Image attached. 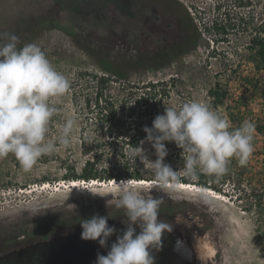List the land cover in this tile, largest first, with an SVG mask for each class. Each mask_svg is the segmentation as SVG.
Masks as SVG:
<instances>
[{"label": "rangeland", "instance_id": "obj_1", "mask_svg": "<svg viewBox=\"0 0 264 264\" xmlns=\"http://www.w3.org/2000/svg\"><path fill=\"white\" fill-rule=\"evenodd\" d=\"M192 5L205 22L217 12L252 16L256 25L264 20V0H0V247L106 220L174 215L199 229L210 250L204 264H264V210L248 196L264 188V132L253 148H239L225 191L213 192L218 195L134 179L65 177L100 150L104 167L116 171L123 160L133 162L111 154L112 141L84 103L93 91L92 73L103 71L101 60L122 73L111 72L105 89L121 100L118 113L135 107L130 121L169 132L168 140L155 135L141 143L135 165L145 176L191 171L195 179V169L208 167L220 141L216 115L205 118L208 136L196 144L173 129L195 116L213 80L227 84L234 100L247 96L249 118L263 114V97L244 79L259 88L264 82L245 47L255 28L237 24L228 42L215 44L204 32L196 48L183 52L177 45L185 30L182 7ZM168 50L166 56H175L170 63L155 59ZM149 79L162 81L165 92L148 101L151 113L142 117V84ZM226 111L218 107L219 115ZM103 139L107 143L97 146Z\"/></svg>", "mask_w": 264, "mask_h": 264}, {"label": "trees", "instance_id": "obj_2", "mask_svg": "<svg viewBox=\"0 0 264 264\" xmlns=\"http://www.w3.org/2000/svg\"><path fill=\"white\" fill-rule=\"evenodd\" d=\"M239 3L242 0H237ZM249 1V0H245ZM216 9L221 7V3L214 4ZM183 12L181 16V21L184 26V33L177 44L178 47L183 52H189L196 48L201 39V35L204 32L211 33L213 44L219 42H225L229 40L230 31L235 28L238 24H242L245 27L250 25L254 27V31L250 34L247 42L245 43L246 49L249 51V60L253 64L254 68L258 71H264V20L259 22L257 25L254 24L253 17L246 16L244 14L228 13V12H217L213 19L210 21L201 20L202 17L199 15L200 11L197 10L195 6L185 7L183 6ZM200 19V20H198ZM250 23V24H249ZM202 24V25H201ZM201 25V26H199ZM214 47L212 46L211 49ZM169 53L165 51L161 53L158 51L155 55L161 61L162 57L167 60V64L170 63L173 56H166ZM165 56V57H164ZM154 59V60H155ZM23 61H19L15 64V69L22 71ZM100 67L103 69L101 72H95L91 75V80L93 84V91L91 92V97L84 98V103L90 109V113L93 112V117L95 122L100 125L103 134L106 138H110L113 147L111 154L117 153L119 156L126 158L132 157L133 162H129V159L123 160L120 168L118 170H113V168L104 167L99 165L100 155L103 154V150H100L99 154L96 153L90 159H86L83 165L78 171L72 170L65 177L67 180L75 179H99V180H124V179H134V180H168L171 182H182L186 184H194L198 186L207 187L216 192H223V185L230 178L232 167L231 161L235 160V155L241 154L239 148L249 147L253 148L257 142V134L264 132V110L261 116L255 118H249L247 112V96H241L235 100L231 97L229 87L226 84L221 83L218 79L213 80L212 84L206 89L207 100L201 106L196 107V114L190 120L185 122H180L176 124L173 129L175 135H177L182 141H193L195 144L200 140H203L207 135L206 123L210 120H205L207 116L213 115L214 113L218 118L216 122L217 129L216 134L219 136V143L213 151L211 152V159L208 160L207 168L204 170L195 169L196 178L192 177L193 173L191 171H186L184 174H174L172 173L167 178H153L152 176H145L140 169L136 168L135 163L137 162V151L141 148L140 145L143 140L154 137L155 135L160 139H169V132L157 130L151 125H145L142 122L130 121L128 118L133 116L135 112V107L128 106L126 115L118 113V106L120 101L116 97H112L105 89L107 85L112 82L111 72L117 75V77L122 76L119 71L112 70V64L101 60L99 62ZM87 70L79 72L82 76ZM1 77V76H0ZM246 84L252 85V92L257 96H262L264 99V82L262 87H258V82L255 81L251 84L249 78H244ZM162 81L149 79L143 82V102L144 107L143 115L151 113V110L146 111L148 107V101L157 96H161L165 91L162 87ZM258 89L261 92H258ZM1 89V93H2ZM145 91V92H144ZM243 99V100H242ZM232 101L233 104H228ZM223 106L227 111L225 112L224 118L219 115L218 107ZM245 107V110H242ZM50 116L55 115L53 108L48 111ZM218 114V116H217ZM141 121V120H140ZM107 142L103 139L96 145L101 147V145ZM228 147V148H227ZM199 150V148H196ZM242 173L241 171L239 172ZM259 180V179H257ZM253 198V206H260L264 210V188L260 191L250 190L248 196ZM30 264H34L30 261Z\"/></svg>", "mask_w": 264, "mask_h": 264}, {"label": "water", "instance_id": "obj_3", "mask_svg": "<svg viewBox=\"0 0 264 264\" xmlns=\"http://www.w3.org/2000/svg\"><path fill=\"white\" fill-rule=\"evenodd\" d=\"M152 217L122 218L101 224L97 227L82 225L77 230L66 234L58 233L50 247L39 254L38 264H135L136 261H147L149 251L157 249L163 256H171L178 248L182 256L191 259L190 228L181 220L172 223L169 235L171 246L155 245L157 232L141 228L134 229L137 223H144ZM136 219V220H135ZM142 220V222H139ZM131 221H135L132 222ZM92 233L89 236L85 234ZM139 235V241L136 236ZM66 237L65 240L59 238ZM167 240V237H165ZM140 243L133 247L131 244ZM144 243V245H142ZM176 245V246H175ZM177 247V248H176ZM43 262V263H42Z\"/></svg>", "mask_w": 264, "mask_h": 264}, {"label": "flooded vegetation", "instance_id": "obj_4", "mask_svg": "<svg viewBox=\"0 0 264 264\" xmlns=\"http://www.w3.org/2000/svg\"><path fill=\"white\" fill-rule=\"evenodd\" d=\"M136 219H142V218H136ZM135 219V220H136ZM178 218H176L174 215L170 218L168 217H152L149 219H145L144 223H137L134 225L135 230H141V228H147L153 231L157 232L155 245L158 247H165V246H171L173 245V242L171 240V237L169 235V231L171 230L172 223L175 222ZM179 220V219H178ZM183 221L189 228H190V247H192L191 250V259L187 261L181 254L180 249L175 250L173 255L171 256H163L159 254L157 249H154L152 251H149L148 259L147 261H140V260H134L136 261L135 264H204V256L202 249L200 247L201 239L199 234V229L197 226H195V223L190 220H181ZM108 222L107 220L103 223ZM135 222V221H131ZM139 222H142L140 220ZM90 224L89 226L97 227L101 224ZM76 229L67 230L65 232H61V234H66L69 232H73ZM92 233L87 232L85 235L89 236ZM58 233H49V234H43L42 236H36L29 240H24L23 238H18L14 242L7 244V245H1L0 247V264H30V261L34 264H36L39 260V254L42 250L45 248L50 247L53 243H55V239L58 240L57 237ZM138 234L136 236V240L139 239ZM165 237H167V240H165ZM60 240H65L66 237L59 238ZM140 243H134L131 244L133 247L139 246ZM144 245V243L142 244ZM176 246V245H175ZM43 263V262H42Z\"/></svg>", "mask_w": 264, "mask_h": 264}, {"label": "bare ground", "instance_id": "obj_5", "mask_svg": "<svg viewBox=\"0 0 264 264\" xmlns=\"http://www.w3.org/2000/svg\"><path fill=\"white\" fill-rule=\"evenodd\" d=\"M93 180V179H92ZM94 181V180H93ZM138 183H145V184H152V185H161V186H180V187H184V188H190V189H193V190H198V191H201V192H205V193H208V194H212V195H218L216 192L213 193L214 191L207 188V187H203V186H198V185H194V184H186V183H182V182H171V181H168V180H164V181H155V180H136ZM96 183V182H95ZM113 183V182H112ZM74 185V184H73ZM201 244H200V247L202 249V252H203V256H204V253H205V250L208 249V251L210 252L208 246H206L202 240L200 241Z\"/></svg>", "mask_w": 264, "mask_h": 264}, {"label": "clouds", "instance_id": "obj_6", "mask_svg": "<svg viewBox=\"0 0 264 264\" xmlns=\"http://www.w3.org/2000/svg\"><path fill=\"white\" fill-rule=\"evenodd\" d=\"M113 180V179H112Z\"/></svg>", "mask_w": 264, "mask_h": 264}]
</instances>
